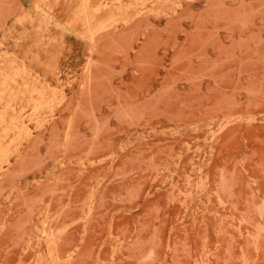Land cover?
Segmentation results:
<instances>
[{"label":"rangeland","instance_id":"rangeland-1","mask_svg":"<svg viewBox=\"0 0 264 264\" xmlns=\"http://www.w3.org/2000/svg\"><path fill=\"white\" fill-rule=\"evenodd\" d=\"M0 142V264H264V0H0Z\"/></svg>","mask_w":264,"mask_h":264},{"label":"bare ground","instance_id":"bare-ground-1","mask_svg":"<svg viewBox=\"0 0 264 264\" xmlns=\"http://www.w3.org/2000/svg\"><path fill=\"white\" fill-rule=\"evenodd\" d=\"M6 93V92H5ZM7 137L5 138V139H7V138H9V135H6ZM0 148H2L3 150H5V147H4V145H3V143L2 142H0ZM10 148V147H9ZM1 149V150H2ZM0 150V156H3L4 155V152H3V150L1 151Z\"/></svg>","mask_w":264,"mask_h":264}]
</instances>
